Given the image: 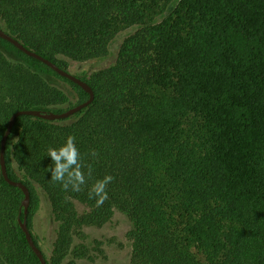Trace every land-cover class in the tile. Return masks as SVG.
Masks as SVG:
<instances>
[{
    "label": "trees",
    "instance_id": "1",
    "mask_svg": "<svg viewBox=\"0 0 264 264\" xmlns=\"http://www.w3.org/2000/svg\"><path fill=\"white\" fill-rule=\"evenodd\" d=\"M0 21L64 69L60 56L106 57L120 32L141 27L112 67L82 78L95 93L89 106L67 119L17 118L6 164L31 202L25 214L24 193L0 162V264H41L19 223L26 218L40 247L36 189L59 224L47 264H76L66 261L71 254L96 261L102 242L93 254L76 240L115 210L133 223L130 264H264V0H0ZM43 69L68 82L78 103L90 97L0 37V151L14 112L69 104ZM68 135L92 169L80 192H65L46 172L47 149ZM109 174V199L97 207L90 188ZM77 202L88 210L79 214Z\"/></svg>",
    "mask_w": 264,
    "mask_h": 264
},
{
    "label": "rangeland",
    "instance_id": "2",
    "mask_svg": "<svg viewBox=\"0 0 264 264\" xmlns=\"http://www.w3.org/2000/svg\"><path fill=\"white\" fill-rule=\"evenodd\" d=\"M175 5L176 4L168 6L166 12L160 16L158 20L161 21L172 13ZM0 26L5 27L2 21H0ZM140 28V26H133L120 32L113 40L110 46V53L106 57L86 62L74 61L65 56H60L59 58L64 62V67L70 73L81 78H90L95 72L112 67L117 61L125 39L134 34ZM21 62H26L22 56ZM42 68L43 67L40 66L35 67L37 71H41ZM42 72L46 75L51 84L62 90L68 96L69 104L62 108H55V110L66 109L71 105L78 103L76 92L68 82L48 73L46 69H43ZM76 205L79 214L88 210V207L84 204L77 202ZM32 220L33 233L36 236L42 251L49 259L53 252V245L57 236L59 224L54 219L46 194L40 189H36V193L34 194ZM132 228L133 223L129 217L124 213L115 210L113 217L108 223L101 227H85V238L76 240V245H86L93 254H98V251H95V247L97 242L100 241L102 242L101 248L104 250V253L94 262L88 259L80 260L74 254H71L66 261L73 260L76 264H130L133 245L132 240L129 237V232Z\"/></svg>",
    "mask_w": 264,
    "mask_h": 264
},
{
    "label": "water",
    "instance_id": "3",
    "mask_svg": "<svg viewBox=\"0 0 264 264\" xmlns=\"http://www.w3.org/2000/svg\"><path fill=\"white\" fill-rule=\"evenodd\" d=\"M0 37L11 42L17 48H19L20 50L25 52L27 55L35 57L38 60H41L42 62H44L49 67H51L53 70H55L61 76L66 77V78L74 81L75 83L79 84L82 88H84L90 94V97L86 101L81 102V103H77L73 106L68 107L65 110L56 111V110L34 109V108H32V109H21V110L14 112L12 114V116L10 117L9 124L7 126L5 134H4L2 141H1V151H0L1 168H2V173L5 177V179L9 183L11 185L17 186V187L22 189V191L24 193V198H23L22 204L25 207V214H27L28 208H29V205L31 202L30 188L25 182H23L21 180H14L9 176L8 168H7V164H6V157H5L8 138H9V136H10L15 124H16L17 118L21 115H31V116L39 117V118L46 119V120L67 119V118L75 115L76 113L80 112L81 110H83L87 106H89L94 100L95 93L87 81L83 80L82 78H80L77 75L70 73L67 69L60 67L58 64H56L55 62H53L49 58H46L45 56L29 49L21 41H19L17 38H15L13 35H11L9 32H7L2 27H0ZM19 223H20L22 230L26 234V237L29 241V244L31 245L32 249L34 250V252L38 256L41 264H47V261H46V258L44 256L42 249L34 241L32 233L28 227L26 218L24 220L19 218Z\"/></svg>",
    "mask_w": 264,
    "mask_h": 264
},
{
    "label": "clouds",
    "instance_id": "4",
    "mask_svg": "<svg viewBox=\"0 0 264 264\" xmlns=\"http://www.w3.org/2000/svg\"><path fill=\"white\" fill-rule=\"evenodd\" d=\"M47 156L51 158V162L46 172L50 173V180L58 183L65 192L69 189L72 192H80L82 186L92 176L91 167L87 169V173L85 172L83 156L74 135H68L58 147H49ZM113 179V176L109 174L92 184L89 198L95 200L97 207L102 206L109 199L106 189Z\"/></svg>",
    "mask_w": 264,
    "mask_h": 264
}]
</instances>
